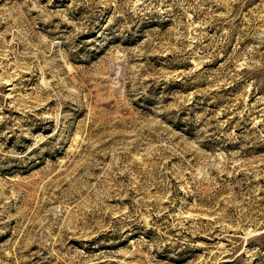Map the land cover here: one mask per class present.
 Listing matches in <instances>:
<instances>
[{"label": "rangeland", "instance_id": "rangeland-1", "mask_svg": "<svg viewBox=\"0 0 264 264\" xmlns=\"http://www.w3.org/2000/svg\"><path fill=\"white\" fill-rule=\"evenodd\" d=\"M0 264H264V0H0Z\"/></svg>", "mask_w": 264, "mask_h": 264}]
</instances>
